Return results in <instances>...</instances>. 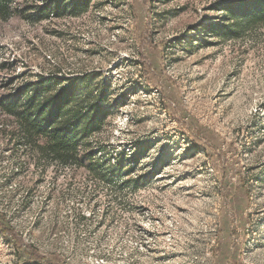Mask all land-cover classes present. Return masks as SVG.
Segmentation results:
<instances>
[{
	"label": "rangeland",
	"instance_id": "rangeland-1",
	"mask_svg": "<svg viewBox=\"0 0 264 264\" xmlns=\"http://www.w3.org/2000/svg\"><path fill=\"white\" fill-rule=\"evenodd\" d=\"M230 1L16 0L0 16V99L83 75L109 99L87 148L125 159L111 182L37 164L0 108L15 233L0 232V264H264V25L213 33Z\"/></svg>",
	"mask_w": 264,
	"mask_h": 264
},
{
	"label": "trees",
	"instance_id": "trees-1",
	"mask_svg": "<svg viewBox=\"0 0 264 264\" xmlns=\"http://www.w3.org/2000/svg\"><path fill=\"white\" fill-rule=\"evenodd\" d=\"M69 1L71 8L86 6L90 2ZM15 2L0 0V16L7 18L13 15ZM220 7L225 19L214 26L212 32L222 37L239 38L248 30L264 25V0H233ZM58 8L57 5L52 6L48 12L42 8L37 14L43 12L40 14L43 17ZM87 79L83 75L67 78L40 76L1 98L0 108L14 118L11 139L29 149L37 164L84 165L90 172L111 182L123 175L125 159L120 156L96 160V152L87 148L90 137L102 130L109 114L108 97L101 91L95 93L88 86ZM0 232L13 238L15 235L4 216L0 217ZM14 241L17 245V240ZM25 264H42V261L37 257L26 260Z\"/></svg>",
	"mask_w": 264,
	"mask_h": 264
}]
</instances>
